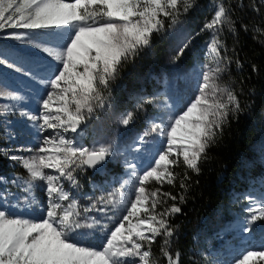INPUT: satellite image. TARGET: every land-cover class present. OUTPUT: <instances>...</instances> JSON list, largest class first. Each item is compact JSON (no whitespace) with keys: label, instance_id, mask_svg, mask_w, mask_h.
<instances>
[{"label":"snow or ice","instance_id":"obj_1","mask_svg":"<svg viewBox=\"0 0 264 264\" xmlns=\"http://www.w3.org/2000/svg\"><path fill=\"white\" fill-rule=\"evenodd\" d=\"M192 6L193 0H0V30L5 27L30 31L69 30L67 41L59 49L36 45L62 67L46 82L50 90L39 101L42 111L29 118L42 121L38 127L52 129L55 134L44 137L37 154L20 161L29 174L30 179L25 182L27 189H31L34 181L46 182L45 216L34 220L14 215L0 203V264H159L146 245L155 243L157 236L173 235L168 217L181 212V208L173 204L157 212L161 196L172 200L177 197L161 193L159 189L149 192L145 185L152 181L174 185L177 176L172 169L181 163V158L187 169L199 173V162L223 131L230 113L240 110L235 93L216 83L221 69L205 72L198 94L161 128L164 147L157 151L150 167L138 174L134 199L128 202L125 214L99 247L71 239L74 230L92 228L98 221L80 223L79 205L60 180L75 185V169L102 164L112 154L111 145L101 144L91 149L77 147L61 132H76L81 123L102 106V89L117 78L124 63L150 46L153 34L163 29L164 19L176 23L181 10L187 12ZM226 23L228 14L220 5L205 27L218 29ZM13 38L23 39L24 34L16 33ZM185 47L186 44L179 49L178 55L183 54ZM219 48L220 42L214 37L210 51L219 55ZM16 70L22 71L21 68ZM0 97L20 99L14 93L3 91ZM131 118L132 113H127L121 123L126 126ZM148 135L146 131L140 141ZM126 168L137 175L134 164L126 163ZM45 169L56 174L46 173ZM187 179L185 173L179 184L181 189L186 190L184 180ZM118 196L119 193H111L100 200L116 205L121 202ZM4 199L5 196L0 195V201ZM179 199L183 202L184 197L181 195ZM246 211L249 224L264 219V203ZM168 243L165 239L164 244ZM160 252L166 264H179L178 253L174 257L167 247H162ZM240 255L242 259L234 264H258L264 260V249L248 250Z\"/></svg>","mask_w":264,"mask_h":264},{"label":"rangeland","instance_id":"obj_2","mask_svg":"<svg viewBox=\"0 0 264 264\" xmlns=\"http://www.w3.org/2000/svg\"><path fill=\"white\" fill-rule=\"evenodd\" d=\"M220 5L219 0H205V10L200 11V18L187 15L167 29L161 41L164 49L161 68L157 74L149 72L143 86L141 83L137 87L133 86L125 95L103 90L102 106L96 108L100 122L96 124L91 121L85 128L80 125L76 132H61V135L77 147L91 149L107 143L111 145L112 150L108 157L110 162L105 168L95 175V178L80 181V187L67 180H60L65 191H68L79 205L80 223L87 224L95 219L98 221L92 228L81 227L70 234L71 239L77 243L99 247L105 242L107 237L105 233L114 229L121 216L125 214L128 202L134 199L138 174L150 167L157 151L164 147L165 137L161 135V128L165 127L174 115L185 109L198 94V86L202 83L205 72L220 68L221 71L216 75V83L220 87L232 90L226 75L227 55L221 45L219 55H214L210 51L213 38L218 40L217 29L205 27L211 22ZM206 12L210 15L202 14ZM68 35L69 30L60 32L59 38L62 39L60 45L52 48L59 49L67 41ZM4 42L9 43L0 38V48H3L1 44ZM185 44L187 47L184 48L183 54L178 55L179 49ZM25 56L15 49L7 48L0 51V60L6 59L4 63H0V79L5 83L3 92L14 93L20 98L27 95L26 93L34 94L36 91L29 84V79L22 77L21 71L16 70L21 68L19 63H24ZM41 59L42 57L31 55L27 65L30 62L31 69L36 70L40 69L43 63L50 64V61L56 65V70L62 67L47 53L45 59ZM9 70H15L16 73ZM49 90L46 85L40 92L44 96ZM16 101L0 97V129L4 142L0 144V150H6L3 153L6 154L8 163L19 169V172L0 175V187H4L2 190L0 188V195L5 196L0 203L9 208L14 215L39 220L45 216L44 209L48 204L47 185L46 182L37 180L32 182L30 190L27 189L25 182L30 178L20 161L37 154L44 137L55 133L52 129L41 130L38 125L42 121L29 118L40 114L42 111L40 104L35 106L37 108L28 110L14 106ZM127 113H132L133 121L125 126L121 120ZM146 131L149 135L141 142L140 137ZM253 141L249 156L252 158L250 163L252 161L256 165L250 177L254 179L245 181L247 186H242L243 190L237 189L228 203L219 205L206 229H200L193 236L195 242H199L196 248L197 257L206 258L202 252L205 248L209 264H234V261L242 259L241 253L264 249V219H258L256 224H249L247 222L249 213L246 211L251 206L264 203V113ZM12 157L17 159L13 160ZM126 163L135 165L137 175H132V170L126 168ZM114 165L116 169H113ZM77 171H81V168ZM45 172L56 174L50 169H45ZM260 174L262 175L257 177ZM156 184L158 183L152 181L145 187L151 192L156 190ZM84 187L88 190L83 193ZM111 193H119L118 199L121 201L119 204L101 202V197H107ZM64 203L67 204V201ZM86 208L90 210L84 211ZM102 229L104 234L101 232ZM258 264H264V260L258 261Z\"/></svg>","mask_w":264,"mask_h":264},{"label":"trees","instance_id":"obj_3","mask_svg":"<svg viewBox=\"0 0 264 264\" xmlns=\"http://www.w3.org/2000/svg\"><path fill=\"white\" fill-rule=\"evenodd\" d=\"M204 1L193 0V6L187 12L181 10L177 21L187 15H194L196 19L200 18V11L204 12L205 10ZM219 1L227 11L228 23L217 29V36L228 57L226 75L238 98L240 110L230 113L223 126V131L217 136L215 143L207 149L206 157L199 162L200 171L198 174L187 169L181 162L172 169L177 176L174 185L167 183L155 185V188L159 189L161 193H171L177 197L176 200H172L161 196L162 203L158 204L157 212H163L173 204L181 208V212L168 217L173 235L171 237L157 236L155 243L150 246L146 245L151 248V252L158 259L159 264H166V260L160 252L162 247H167L174 257L178 253L179 264H209L205 248L202 252L206 258L203 257L202 260L197 257L196 248L199 242H195L193 239L194 234L200 229H206L217 207L228 203L233 192L237 189L243 190L242 186H247L245 181L254 179V177H250L256 165L252 161L250 163L252 158L249 154L251 144L254 142L253 138L264 113V0ZM202 14L210 15L209 12ZM176 23L165 18L163 29L153 34L150 46L141 50L134 59L124 63L120 67L117 78L102 91L109 90L125 95L129 88L137 87L140 83L143 86V81L149 72L157 74L161 68V58L164 53L161 42L163 35L169 27ZM65 30L67 29L30 31L9 27L0 30V38L9 41V43L1 44L3 48H0V51L9 48L15 49L21 55H26L23 58L24 61L22 60L24 63H19L22 69L21 75L28 78L29 84L36 90L34 94L26 93L27 95L17 100L14 106L28 110L37 108L35 106H38L40 99L44 97L40 91L47 85L46 82L55 72L56 65L49 61L50 64L43 63L40 69L32 70L31 63L28 62L27 65L28 58L32 55L45 59V52L36 45L40 44L45 47L60 45L62 39L59 38V33ZM16 33L24 34V38H13ZM14 46L17 47L14 48ZM5 60L3 59V61ZM10 71L16 73L15 70ZM4 87L5 83L0 79V91H4ZM10 107L13 108V106ZM98 118L99 115L95 109L94 113L81 123V126L85 128L91 121L98 123L100 122ZM130 121H133V116ZM2 135L0 129V144L3 142ZM4 151L6 150H0V175L5 176L9 173L19 172L17 167L8 163ZM84 170L83 178H95L87 168ZM185 173L189 177L184 180L187 185L186 190L179 187ZM83 189V193L88 190L86 187ZM181 195L184 197L183 202L179 199ZM165 239L169 241L168 245L164 244Z\"/></svg>","mask_w":264,"mask_h":264},{"label":"built area","instance_id":"obj_4","mask_svg":"<svg viewBox=\"0 0 264 264\" xmlns=\"http://www.w3.org/2000/svg\"><path fill=\"white\" fill-rule=\"evenodd\" d=\"M106 144H107V143H106ZM84 168H85V167H82V168H81V171H77L78 168H76L75 171H74V173H73V174L76 176V178H77L76 183H77L78 186H80V181H85V180H87V178H88V177H86V178H83V177H82V174H83L84 171H85ZM95 218H96V217H95ZM95 220H96V219H95ZM101 232L104 233L103 229L101 230ZM105 234L108 235V233H105Z\"/></svg>","mask_w":264,"mask_h":264},{"label":"bare ground","instance_id":"obj_5","mask_svg":"<svg viewBox=\"0 0 264 264\" xmlns=\"http://www.w3.org/2000/svg\"><path fill=\"white\" fill-rule=\"evenodd\" d=\"M35 108V107H34ZM110 161H109V159H108V157H107V159H106V162H105V164L100 168V169H98L95 173H92V175H93V177L95 176V175H97L101 170H103L104 168H105V166L109 163ZM113 169H116V165H114L113 166ZM89 178V177H88ZM88 178H87V180H88ZM86 181V180H85ZM77 184V183H76ZM80 187V186H79ZM1 188V187H0ZM2 188H4V187H2ZM2 188H1V190H2ZM104 234V233H103ZM106 235V234H105ZM107 236V235H106Z\"/></svg>","mask_w":264,"mask_h":264},{"label":"water","instance_id":"obj_6","mask_svg":"<svg viewBox=\"0 0 264 264\" xmlns=\"http://www.w3.org/2000/svg\"><path fill=\"white\" fill-rule=\"evenodd\" d=\"M105 162H106V160H105ZM105 162H103L102 164H99L95 167H91V168L87 167V166H84V167L87 168L89 170V172L92 174V173H95L98 169H100L105 164ZM254 224H256V222H254Z\"/></svg>","mask_w":264,"mask_h":264}]
</instances>
